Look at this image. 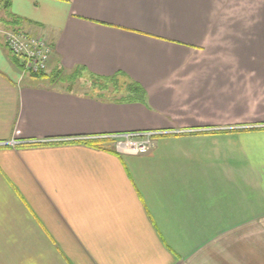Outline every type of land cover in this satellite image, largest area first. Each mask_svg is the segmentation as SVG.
<instances>
[{
  "label": "crops",
  "instance_id": "0c3cea01",
  "mask_svg": "<svg viewBox=\"0 0 264 264\" xmlns=\"http://www.w3.org/2000/svg\"><path fill=\"white\" fill-rule=\"evenodd\" d=\"M4 1L53 59L23 75L0 34V264H264V2Z\"/></svg>",
  "mask_w": 264,
  "mask_h": 264
},
{
  "label": "built area",
  "instance_id": "2783aa9c",
  "mask_svg": "<svg viewBox=\"0 0 264 264\" xmlns=\"http://www.w3.org/2000/svg\"><path fill=\"white\" fill-rule=\"evenodd\" d=\"M6 44L10 52L22 61L23 75L35 76L48 72L53 49L47 37L13 30L6 35ZM157 135L156 132L128 133L112 136L111 139L118 152L140 156L151 151Z\"/></svg>",
  "mask_w": 264,
  "mask_h": 264
},
{
  "label": "rangeland",
  "instance_id": "374dc122",
  "mask_svg": "<svg viewBox=\"0 0 264 264\" xmlns=\"http://www.w3.org/2000/svg\"><path fill=\"white\" fill-rule=\"evenodd\" d=\"M239 4L243 3V1H249L250 2V5L253 6V5H256V3L258 1H260L261 3L264 2V0H237ZM248 3H246L247 5ZM7 2H5L4 0H0V34H3L5 32V34L8 32H12V31H9V29L7 28L6 26V16H7ZM236 5V6H235ZM234 6L235 7H238V4H235ZM240 7V6H239ZM252 9V8H251ZM51 66V62L49 64V68ZM49 71V70H48ZM43 74H46L45 76L46 77H51V75L47 76V72L43 73ZM105 81H103V86H106L105 89H101L98 87L99 91L103 92L105 91L108 95H110L111 97H123V96H126L127 94V90H128V87L129 85L128 84H124L121 83L122 81H119L118 80V83L117 84H114V83H104ZM72 87V85L70 86ZM97 88V87H96ZM94 90V89H93ZM98 91V90H97ZM116 145H114L113 147L115 148Z\"/></svg>",
  "mask_w": 264,
  "mask_h": 264
},
{
  "label": "trees",
  "instance_id": "16d2710c",
  "mask_svg": "<svg viewBox=\"0 0 264 264\" xmlns=\"http://www.w3.org/2000/svg\"><path fill=\"white\" fill-rule=\"evenodd\" d=\"M14 58H15L14 59L15 65L20 67V68H22V61L16 56H14ZM45 75L46 74L42 73V74L35 75V76L42 77V76H45ZM103 81H105L104 83H108V82L109 83H114V84L118 83V79L116 77H112V78H99V77H96V78H92L90 85L94 86V87H99L101 89H105L106 86H103V84H102ZM143 95H144V92H143V90L141 89L140 86H138L137 84H131L128 87L126 96H123L121 98H122V100L138 101V100L142 99ZM96 146L97 145H95L94 147H96Z\"/></svg>",
  "mask_w": 264,
  "mask_h": 264
}]
</instances>
